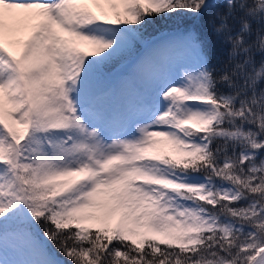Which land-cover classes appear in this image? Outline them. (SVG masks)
Here are the masks:
<instances>
[{"label": "snow or ice", "instance_id": "snow-or-ice-1", "mask_svg": "<svg viewBox=\"0 0 264 264\" xmlns=\"http://www.w3.org/2000/svg\"><path fill=\"white\" fill-rule=\"evenodd\" d=\"M0 264H264V0H0Z\"/></svg>", "mask_w": 264, "mask_h": 264}, {"label": "trees", "instance_id": "trees-1", "mask_svg": "<svg viewBox=\"0 0 264 264\" xmlns=\"http://www.w3.org/2000/svg\"><path fill=\"white\" fill-rule=\"evenodd\" d=\"M193 23L196 22L192 21L186 14H178L157 21L149 27L148 31L153 35H157L160 33L175 31Z\"/></svg>", "mask_w": 264, "mask_h": 264}]
</instances>
